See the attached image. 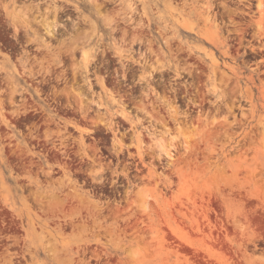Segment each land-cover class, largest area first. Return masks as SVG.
<instances>
[{"label": "rangeland", "instance_id": "1", "mask_svg": "<svg viewBox=\"0 0 264 264\" xmlns=\"http://www.w3.org/2000/svg\"><path fill=\"white\" fill-rule=\"evenodd\" d=\"M0 264H264V0H0Z\"/></svg>", "mask_w": 264, "mask_h": 264}, {"label": "bare ground", "instance_id": "2", "mask_svg": "<svg viewBox=\"0 0 264 264\" xmlns=\"http://www.w3.org/2000/svg\"><path fill=\"white\" fill-rule=\"evenodd\" d=\"M54 14V13H53ZM45 29H46V34L48 35V37L51 39V38H53V40L56 38L55 37V32H54V27H51L50 25H48V24H45ZM123 33L125 34L126 33V31H123ZM61 38V37H60ZM59 38V39H60ZM58 39V40H59ZM61 39H63V38H61ZM57 40V39H56ZM61 49V46L59 47V50ZM69 52V54H68V57L72 60L73 59V49L72 50H68ZM86 65H87V63H86ZM155 69H157L156 67L155 68H153V70H155ZM75 73H77L76 71H75ZM75 78H76V75H75ZM102 87L103 88H105V85H104V83L102 82ZM147 83L145 84V85H142L141 86V90H142V92H143V96H142V99H141V103H140V106H139V108L142 110V109H145V105L143 104V102H142V100H143V98L144 97H146L147 96V91L145 90L146 89V87H147ZM89 86H91V83H89ZM163 99H164V96H161ZM145 100V99H144ZM156 100V99H155ZM166 101L168 100V99H165ZM153 102H155L154 100H153ZM152 102V103H153ZM171 103V101L169 100V101H167L165 104H169V107L171 108V110L168 112V117L170 118L169 120H174V121H177V110L174 108V106L172 105V103ZM123 104V103H122ZM154 104V103H153ZM160 106V105H159ZM162 106V105H161ZM152 107L154 108V106L152 105ZM89 109V108H88ZM83 112L85 113V112H87V109L86 110H83ZM157 113H158V111H157ZM152 116V115H151ZM157 116V115H156ZM156 116H154V117H156ZM166 118V117H165ZM167 120V119H166ZM162 122H164V120L162 121ZM165 124V123H164Z\"/></svg>", "mask_w": 264, "mask_h": 264}, {"label": "flooded vegetation", "instance_id": "3", "mask_svg": "<svg viewBox=\"0 0 264 264\" xmlns=\"http://www.w3.org/2000/svg\"><path fill=\"white\" fill-rule=\"evenodd\" d=\"M86 83L88 84V87H89V80L86 81ZM92 85V84H91ZM126 95V94H125Z\"/></svg>", "mask_w": 264, "mask_h": 264}]
</instances>
